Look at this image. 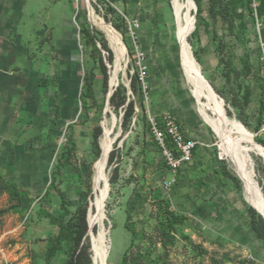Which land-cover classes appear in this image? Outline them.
<instances>
[{"label":"rangeland","instance_id":"374dc122","mask_svg":"<svg viewBox=\"0 0 264 264\" xmlns=\"http://www.w3.org/2000/svg\"><path fill=\"white\" fill-rule=\"evenodd\" d=\"M50 1L54 7L46 0L28 3L39 35L30 42V57L42 78V110L16 138L5 141L4 152L0 149V264H66L76 229V220L72 225L69 220L81 206H87V218L95 210L104 175L106 264H264V242L250 224L255 209L244 196V170L199 112L184 72L175 0ZM177 1L185 7L183 27L188 17L193 21L187 42L209 82L202 78L201 102L217 123L230 120V143L239 141L252 157L254 184L264 200V0H193L192 9L188 0ZM94 21L119 34L121 62ZM84 29L99 32L113 51L110 63L101 50L109 75L106 89L95 62L100 54ZM93 67L94 96L81 98ZM132 77L138 80L135 92ZM117 88L134 101L126 125L124 107L108 106L109 93ZM62 101L69 108L65 116ZM165 116L196 143L193 158L176 173L152 132V121L164 129ZM98 126L97 154L93 134ZM247 137L262 152L253 151ZM110 143L117 155L110 165L108 156L100 173L102 148ZM168 144L176 151L170 139ZM115 168L118 177L112 182ZM173 217L183 222L174 223ZM93 225L92 264L93 241L96 246L101 229Z\"/></svg>","mask_w":264,"mask_h":264},{"label":"crops","instance_id":"0c3cea01","mask_svg":"<svg viewBox=\"0 0 264 264\" xmlns=\"http://www.w3.org/2000/svg\"><path fill=\"white\" fill-rule=\"evenodd\" d=\"M46 1L48 8L54 7V3L50 0ZM28 3L29 0H0V149L2 152L6 145L5 141L16 138L23 125L37 120L42 110L40 104L42 78L40 71L35 70V63L30 57V42L38 39L39 35L34 34L36 24L32 23L33 13H29ZM47 14V20L50 21V10ZM60 107V112L65 116L69 111L65 101L60 103ZM33 125L34 129H37L36 123L33 122Z\"/></svg>","mask_w":264,"mask_h":264},{"label":"bare ground","instance_id":"6f19581e","mask_svg":"<svg viewBox=\"0 0 264 264\" xmlns=\"http://www.w3.org/2000/svg\"><path fill=\"white\" fill-rule=\"evenodd\" d=\"M193 5H195L193 0H188L187 9H192ZM185 7L182 4H179L177 0H175V17L178 28V39L180 41L181 49H182V64L184 68V72L189 83L193 86L194 95L198 100L199 109L203 116V118L211 125L213 129H215L218 134L221 136L222 140L225 142L235 164L244 170V173L241 174L244 196L248 203L255 208L259 214L264 218V200L261 192L256 188L254 184L255 180V168L252 157L249 152L242 146V144L234 140L233 143H230L229 140L230 133L227 132V125L230 123V120L224 117V123L219 124L214 119L210 118L206 109L205 104L201 102L203 90L201 86L202 76L200 66L194 59L189 49V45L187 42V38L190 33L194 29L193 21L188 17L186 21V26L183 27L181 23V16ZM95 22V21H94ZM96 25H98L101 29H103L110 40L111 44L116 49L117 62H121L124 57V49L122 46V41L119 34L108 24L103 21H96ZM111 45V46H112ZM115 79L113 76L112 81ZM203 80L206 82L205 78ZM206 83H209L208 81ZM211 86V85H210ZM213 89V87L211 86ZM214 91V89H213ZM215 92V91H214ZM216 93V92H215ZM239 131L244 134L243 129L238 126ZM105 130H108L105 128ZM248 138V137H247ZM252 144V150L256 152H262V148H260L252 139L248 138ZM111 152V143L104 145L102 148V159L99 166L100 173L104 168V163L108 158ZM98 177V176H97ZM108 177V176H107ZM107 177L104 175V181L102 186L99 189V194L96 198V218L93 224L100 225V238L98 240V248L94 255V264H106L107 258V248L105 246V237H106V228L104 226V215H105V203L108 198V187H107ZM97 180V179H96ZM91 228L93 225L91 223ZM107 244V243H106ZM93 263V262H92Z\"/></svg>","mask_w":264,"mask_h":264},{"label":"trees","instance_id":"16d2710c","mask_svg":"<svg viewBox=\"0 0 264 264\" xmlns=\"http://www.w3.org/2000/svg\"><path fill=\"white\" fill-rule=\"evenodd\" d=\"M82 34L85 36L88 42L93 46L94 51H97L100 54V56L98 57L97 60H95V62L99 66V69L103 75V87L106 89L108 85L109 75L107 72V67L103 61L101 50L106 51V53L108 54L107 59L110 63H112L113 61V51L110 49L105 39H103L102 37L98 38V36H100L99 32L94 34L89 29L87 30L84 29L82 31ZM98 43L100 44L101 49L98 47ZM95 79H96L95 68L93 67L90 71V77L88 79L87 78L85 79L86 87L81 93V98H92L94 96ZM137 82H138L137 77L131 78V87L134 92L137 90ZM110 106L115 110L124 107L125 113L123 117V125L128 124V122L131 120L135 112L134 101L128 100V98L123 92V89L121 88H117L113 92L112 96L110 97ZM101 133H102L101 127L99 126L96 127L94 130L93 137H94V148L97 151V154L99 152L98 140L99 137L101 136ZM116 155H117V150H113L110 153L108 159L109 165L114 162ZM117 177H118V168H115L111 181L115 182L117 180ZM60 196L62 200V205H64L65 203L64 196L62 194H60ZM94 205H95V210L89 214L88 218H87L88 216L87 206H81L78 208L76 215L69 220V225H72L73 221L76 220L74 224V228L76 229L74 231L75 234L74 249L66 264H92L91 245L89 242V225L91 227V223L93 225V222L96 218V203H94ZM173 222L180 224L183 222V219H180L178 217H173ZM250 224L254 234L264 242V220L253 209L250 210ZM94 226L95 225H93V227ZM97 248H98V244L96 243L95 246L93 241V249H95V252L97 251Z\"/></svg>","mask_w":264,"mask_h":264},{"label":"built area","instance_id":"2783aa9c","mask_svg":"<svg viewBox=\"0 0 264 264\" xmlns=\"http://www.w3.org/2000/svg\"><path fill=\"white\" fill-rule=\"evenodd\" d=\"M262 49L264 60V44H262ZM163 124L164 129L158 121H152V132L163 151L165 159L168 160V164L172 171L176 173L178 169H181L191 161L196 143L184 137L180 125L171 116H165ZM261 131L264 132V110L262 114ZM169 139L176 151L169 148Z\"/></svg>","mask_w":264,"mask_h":264},{"label":"water","instance_id":"95a60500","mask_svg":"<svg viewBox=\"0 0 264 264\" xmlns=\"http://www.w3.org/2000/svg\"><path fill=\"white\" fill-rule=\"evenodd\" d=\"M194 18H196V14L194 15ZM191 54H192V52H191ZM202 77L204 78V76L202 75ZM206 82H207V80H206ZM215 91V90H214ZM112 94H113V90H111L110 91V93H109V96H108V106L110 105V97L112 96ZM107 187H108V182H107ZM255 209V208H254ZM256 210V209H255ZM257 211V210H256ZM257 213L259 214V212L257 211ZM264 219V218H263Z\"/></svg>","mask_w":264,"mask_h":264}]
</instances>
